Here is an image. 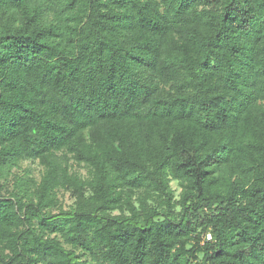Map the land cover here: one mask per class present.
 <instances>
[{
    "label": "trees",
    "instance_id": "16d2710c",
    "mask_svg": "<svg viewBox=\"0 0 264 264\" xmlns=\"http://www.w3.org/2000/svg\"><path fill=\"white\" fill-rule=\"evenodd\" d=\"M0 264H264V0H0Z\"/></svg>",
    "mask_w": 264,
    "mask_h": 264
},
{
    "label": "rangeland",
    "instance_id": "374dc122",
    "mask_svg": "<svg viewBox=\"0 0 264 264\" xmlns=\"http://www.w3.org/2000/svg\"><path fill=\"white\" fill-rule=\"evenodd\" d=\"M27 166H29V165L27 164ZM34 169H35L36 172L38 171V168L36 166H34ZM81 172L84 173V174L86 173L85 170H83V171L81 170ZM173 187H174V189H177L176 183H173ZM71 203H72V200L69 198L68 195H66V197H65V207H68Z\"/></svg>",
    "mask_w": 264,
    "mask_h": 264
},
{
    "label": "built area",
    "instance_id": "2783aa9c",
    "mask_svg": "<svg viewBox=\"0 0 264 264\" xmlns=\"http://www.w3.org/2000/svg\"><path fill=\"white\" fill-rule=\"evenodd\" d=\"M208 239H211V236L210 235H208Z\"/></svg>",
    "mask_w": 264,
    "mask_h": 264
}]
</instances>
